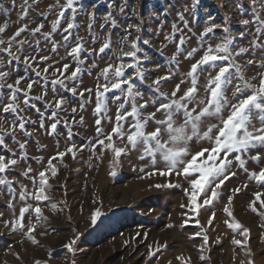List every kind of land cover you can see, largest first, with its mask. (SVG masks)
<instances>
[{
	"label": "rangeland",
	"instance_id": "374dc122",
	"mask_svg": "<svg viewBox=\"0 0 264 264\" xmlns=\"http://www.w3.org/2000/svg\"><path fill=\"white\" fill-rule=\"evenodd\" d=\"M24 3L25 0H0V26L5 23L8 25L6 32L0 34V38L7 41L19 27H28L27 31L17 37V40L27 41L23 46L21 62L17 63L7 54L0 53V71L9 73L7 83H14L17 78H21L22 88H26L27 83L36 81L29 93L31 99L28 104L24 103L25 97L22 93L17 94V113L3 112V106L12 103L11 91L6 86L0 89V117L4 118V131H0V139H3L4 143L0 145V155L7 159L14 158L18 162L0 174V179L11 182L0 184V264H35V261H40V264H169V261L171 264H179L175 257L181 254L190 256L192 264H241V261L247 264L249 259L253 264H264V227H261L264 219L248 207L256 192H264V185L249 179V173L259 171V168L264 166V149L257 146L243 156L248 172L240 168L238 162L233 161L230 167L236 175L217 189L219 196L210 206V210L201 209L197 216L187 207H182L188 203L184 194L185 188L189 187L188 181L174 174L170 177L160 176L158 170H163L162 162L158 161L153 168L149 159L140 160V153L133 151L121 158L120 165L115 168L116 175L113 176V169L109 164L110 154L106 152L102 162L93 158L90 166L91 153L87 147L88 141L96 135L95 120L101 119L100 127L106 133L109 132L115 122L117 107L122 102H113L111 99L120 94L119 92H109L107 115L103 112L99 116L94 114L97 84L105 83L99 73L108 63L119 62V48L127 47L123 42L125 35L131 33L129 40L137 35L141 37L137 56L140 67L145 70L146 79L143 82L138 78L134 80L135 90L143 95V100L137 98L138 104L157 98L149 85L158 76L173 74L172 80L164 83L161 88V91L168 92L181 77L186 81L189 79L186 73L191 63L202 53L198 52L191 60L185 59V56L192 48L198 47L197 38L204 28L213 24L222 27L209 33L205 39L214 46L225 35L234 37L231 46L234 50L238 51L241 47L247 49L243 56L237 58V62L243 66L245 78L250 79L254 75L258 76V65L264 61V29L257 33V24L253 22L256 13L264 19V0H256L255 4L253 0H199L196 4H193V0H80L73 21L76 26L69 32L64 31L67 23L72 20L69 10L65 12V18L57 31L48 39L42 33L51 32V22L57 18L60 11L56 0H37V3L28 0L27 15L20 19ZM63 3L64 0H60V4ZM180 15H183V21L180 20ZM105 17L108 19L105 20ZM242 19H248L250 23L241 25ZM40 23L44 24L41 33L32 35L31 29ZM174 24L179 29L175 34ZM223 27H228L229 33L223 32ZM166 36H173V39L166 40ZM181 36L186 39L185 45L182 46L183 54L178 55L177 61L173 62L170 57L175 52ZM65 37H68L67 40ZM106 38L110 47L100 53L99 49ZM143 40L150 43L145 45ZM53 43L56 45L55 52L52 51ZM78 44L82 45V50L79 56L74 58L69 52ZM163 45L166 47H163L161 52ZM24 56H35L36 61H40L42 56H48L49 60L39 64L31 62L32 67H28L23 63ZM248 59L256 63L249 66L246 64ZM123 62L131 61L125 58ZM65 63L70 65L68 72L64 76L59 73L54 76L53 72L56 69L62 70ZM77 66L81 68L77 79H65ZM45 67L49 68L47 74L43 73ZM36 70L41 71L42 75L37 76ZM128 74L134 75V69H128L126 75ZM207 75L208 73H204L200 77V97L204 96L203 85ZM57 78L64 79L63 86L59 83L52 84V80ZM232 80L233 84L227 91L229 96L232 95L235 84L241 83L234 73ZM187 86L182 85V89ZM73 87L77 89L76 95L69 90ZM85 89H92V92L89 93ZM81 91H84L83 97L79 94ZM44 92H47V95L43 96V99H34ZM59 98L66 101L62 110H56L54 104L51 108L47 107V103ZM125 107L130 110V104ZM72 108L77 111L73 113ZM54 110L57 111L55 118L51 115ZM151 111H154V108L149 106L147 112ZM21 116L27 121L25 131L18 127ZM80 117H83V123L80 122ZM109 118L112 122H109ZM157 118H161L160 114H157ZM56 121L59 123L53 132L51 124ZM13 122L17 124L15 132L11 131ZM252 122L259 126L255 112ZM41 123L44 124L43 128L40 127ZM152 127L149 125L148 131H151ZM20 144L25 147L21 149ZM72 145H84L85 149L78 151L75 159L69 153L63 158V163L59 160L53 161L58 174L49 180V200L41 204L43 214L48 220L37 228L35 235L38 244L33 245L23 233H14L10 227L6 228L4 222L11 221L14 214L18 216L19 209L25 203L35 204L31 197L26 201L20 200L22 186L32 192V177H37L38 172L44 169L48 158ZM201 147H210V144L194 141L191 145L193 152ZM258 152L262 156L259 164L250 159ZM141 167L144 172L140 171ZM28 168H31L32 172L25 176L24 172ZM150 172L156 174L149 176ZM138 181L142 182L139 191L127 192L131 185ZM169 182L178 186L155 187ZM243 185H247V188ZM237 187H240L241 191L233 192ZM229 196L233 198L230 206L233 218L250 230L246 249L231 243L234 237L241 240L243 237L234 234L224 223L225 220L232 219L223 212ZM261 199L264 200V196ZM9 201L12 202V208H9ZM53 203L56 205L54 211L51 210ZM259 203L258 201L256 204L258 209ZM97 207L104 215L93 226L90 224V215ZM212 212H215L216 216L213 226L209 227L207 221ZM28 218L29 214H26V223ZM31 218L35 221L34 216ZM196 219H199L203 229L196 226ZM184 221L188 223L182 227ZM170 224L174 227H168ZM198 231L209 237L208 250L204 253L208 259L203 262L199 260L200 253L197 251L202 238L189 239ZM77 233L80 238L73 246L75 252L70 253L64 245ZM156 242L166 247H162L152 259H148V246L152 245L154 250ZM247 249H250L251 257L245 254ZM17 254L21 259H16Z\"/></svg>",
	"mask_w": 264,
	"mask_h": 264
},
{
	"label": "snow or ice",
	"instance_id": "6c2138e0",
	"mask_svg": "<svg viewBox=\"0 0 264 264\" xmlns=\"http://www.w3.org/2000/svg\"><path fill=\"white\" fill-rule=\"evenodd\" d=\"M79 2L80 0H64V3L60 4V0H56L60 11L57 13V18L51 22V32L42 33L46 39L50 38L51 34L57 31L61 21L65 18V12L69 10L72 13V20L67 23L64 31L69 32V30L76 26L73 21L75 20V13L77 11L76 6ZM198 2L199 0H193V4ZM255 2L256 0H253L254 4ZM33 3H37V0H33ZM28 7V0H25L24 5H22L23 13L19 17L20 19L26 17ZM179 18L182 21L184 20L183 15H180ZM107 19L108 17H105V20ZM253 22L257 24L256 32L260 33L264 29V19H261L260 14L256 13ZM240 23L246 26L250 21L248 19H242ZM7 27V23L0 26V34L5 33ZM185 27H187V21H185ZM221 27V25L217 24H213L211 27H205L197 38L198 47H194L187 52L185 59L189 60L194 58L198 52L202 53L191 63L190 69L186 73V76L189 78L187 81L181 77L170 92L161 91L164 83L172 80L173 74L169 73L168 75L158 76L149 85L156 93L157 98L144 100L143 103L139 104L137 103V98L143 100V95L135 90L134 80L138 78L143 82L146 79L145 70L140 67V60L137 56V53L140 51L138 42L141 40V37L137 35L135 38L129 40L131 33L123 37V42L127 47L119 48L117 56V61L119 62L108 63L99 73L104 78L105 83L97 84L94 114L99 116L103 112L107 115L109 100L107 94L109 92H119L120 94L114 95L111 99L113 102H122L117 107L115 122L112 124L109 132L106 133L100 127L102 123L101 119L98 118L95 120L97 126L96 135L88 141L87 145L91 153L89 159L90 166L93 158L102 162L106 152L110 154L109 164L113 169L111 172L113 176L116 175L115 168L120 165L121 158L126 157L128 153L133 151L140 153V160L149 159L153 168L156 167L158 161L162 162L164 168L163 170H158L160 176L170 177L174 174L176 177L188 181L189 187L185 188L184 191L185 196L188 198V203L187 205H182V207H187L190 212L197 216L201 209L210 210V206L218 199L219 193L217 189H220L227 180L236 175L234 171H231L230 167L233 165V161L238 162L239 167L244 169L245 172H248V169L245 167L246 160L243 156L250 150L257 148V146L264 149V61L258 65L260 69L258 76L254 75L250 79L245 78L243 66L237 62V58L247 52L246 48L241 47L238 51L234 50L231 47L234 37L231 35H225L214 46L205 39L209 33H213L215 29ZM43 28V23L38 24L35 28L31 29L32 35L41 33ZM89 28H91V25H89ZM27 30V25H24L19 27L7 41L0 38V53H5L11 60L20 63L23 46L27 41L25 39L17 40V37H20ZM176 31H179V29L174 24L173 34ZM137 32H139V28H137ZM223 32L229 33L228 27H223ZM241 36H243V33H241ZM67 38L65 37V40ZM165 39L172 40L173 36H166ZM143 43L147 45L150 42L143 40ZM185 43V37L181 36L175 52L170 57L171 61L176 62L177 56L183 54L182 46ZM109 47L110 43L106 38L99 52L104 53ZM163 47H166V45L161 47V52L163 51ZM81 50L82 45L78 44L71 49L69 55L76 58L79 56ZM52 51H56V45L54 43ZM125 58L131 62H123ZM47 60H49L48 56L40 57V61H36L35 56L23 57V63L28 67H32L31 62L39 64ZM255 63L252 59L246 61V64L249 66ZM69 67L70 65L65 63L63 69H56L53 75L55 76L59 73L60 76H64L68 72ZM128 69H134L135 74L126 75ZM48 71V67L43 68L44 74H47ZM80 73L81 68L77 66L65 79L75 81ZM204 73H208V75L205 77L206 82L203 85L204 96L200 97L199 81ZM233 73L241 83L235 84L232 95L229 96L227 95V91L229 86L233 84ZM36 75L41 76V71L36 70ZM8 78V72L0 71V89L6 86L11 91L12 100V103L3 106V112L17 113L18 109L15 105L17 94L22 93L25 97L24 103L28 104L29 99H31L29 93L32 91L33 84L36 81H31L27 83L26 88H22L21 78H17L14 83H7ZM252 81H257V83H253ZM57 83L63 86L64 79L57 78L52 80L53 85ZM185 84L188 86L182 89V85ZM69 90L73 95H76L77 89L75 87ZM85 91L91 93L92 89H85ZM79 94L83 97L84 91H81ZM45 95H47V92L34 97V99H43ZM65 103L66 101L63 98L54 99L53 102L47 103V107L51 108L54 104L56 110H62ZM126 104H130V110L125 107ZM149 106H152L154 111L147 112ZM56 110L51 114L53 118L57 116ZM76 111V108H72L73 113ZM254 112L258 115V127L252 122ZM157 114H160L161 118H157ZM26 122L24 117H19L18 127L21 131H25ZM80 122L83 123V117H80ZM109 122H112L111 118H109ZM57 123L59 121L51 124V130L53 132L57 128ZM3 124L4 118L0 117V131H4ZM65 124L67 126V121H65ZM149 125L153 126L151 131H148ZM40 127L43 128L44 124L41 123ZM16 128L17 124L13 122L11 131L15 132ZM26 134L31 135V133L27 132ZM117 141H119V144H117ZM194 141L196 143L208 142L210 147H201L193 152L191 145ZM3 143V139H0V145ZM24 147V144H20L21 149ZM98 148L99 152H97ZM84 149V145L80 147L72 145L67 147L65 151L57 152L56 155L49 157L44 169L38 172L37 177H32L33 191L28 192L27 188L22 186L19 194L21 201H26L28 197H31L35 201V204L25 203L19 209L18 216L14 214V218L11 221H5L4 226L6 228L10 227L14 233L18 231L23 233L31 244L37 245L38 240L35 235L37 228L48 220V217L43 214L41 204L49 200L47 194L51 191L49 180L58 174V169L53 164V161L59 160L60 163H63V158L69 153L75 159L77 152H82ZM250 159L259 164L262 156L258 152L252 155ZM17 163V160L14 158L7 159L4 155H0V174L5 173L9 168L17 165ZM64 166L66 167L67 165ZM140 171L144 172V168L141 167ZM31 172L32 169L28 168L24 172V175L28 176ZM155 174L154 172L148 173L149 176ZM249 179L254 180L257 184L264 185V166L260 167L259 171L249 173ZM5 183L11 184L6 179H0V184ZM176 186L178 185H174L171 182L165 185H155V187ZM243 187L247 188V185H243ZM232 191L239 193L241 188L237 187ZM254 195L255 198L248 207L253 213H256L264 219V211H261V209H264V200L261 199L264 196V192H256ZM198 200H200V203H198ZM232 200L233 198L229 196L227 198V204L223 207V212L232 219L231 221L225 220L224 223L234 234L243 237V240L234 237L231 243L246 249L250 238V230L243 227L233 218V212L230 207ZM258 201L260 202L259 209L256 207ZM9 208H12L11 201H9ZM55 208L56 205L54 203L51 204V210L54 211ZM26 214H29L27 223L25 222ZM103 215L104 213L97 207L90 215V224L95 226ZM32 216L35 217V221L32 220ZM215 216L216 213L212 212L207 221L209 227L213 226ZM187 223L188 221H184L182 227ZM195 224L203 229L199 219L195 220ZM168 227L174 226L170 224ZM261 227H264V224ZM40 234L43 235V233ZM197 237L202 238V243L198 246L197 251L200 253L199 260L203 262L208 259L204 253L208 250L209 237L206 234L202 235V232L198 231L190 236L189 239L195 240ZM79 238L80 234L77 233L73 239L64 245L68 252H75L73 246ZM162 247H166V245H160L159 242H156L154 250L153 246L149 245L147 253L148 259L156 256ZM245 254L249 257L252 255L250 249H247ZM49 257L51 258V254H49ZM16 259H21L19 254L16 255ZM175 259L179 264H192V258L190 256L181 254L176 256ZM35 264H40V261H35ZM169 264H171V261H169ZM241 264H245V262L241 261ZM247 264H253L252 260L249 259Z\"/></svg>",
	"mask_w": 264,
	"mask_h": 264
},
{
	"label": "bare ground",
	"instance_id": "6f19581e",
	"mask_svg": "<svg viewBox=\"0 0 264 264\" xmlns=\"http://www.w3.org/2000/svg\"><path fill=\"white\" fill-rule=\"evenodd\" d=\"M145 182V181H144ZM145 184V183H144ZM130 186V185H129ZM142 186V182H136V183H133L132 185H131V187H130V189H129V191L127 190V192H129V193H133V192H135V193H137L138 191H139V189H140V187Z\"/></svg>",
	"mask_w": 264,
	"mask_h": 264
}]
</instances>
